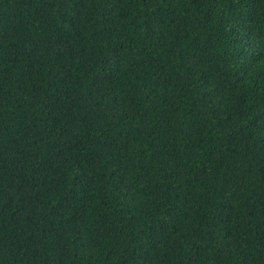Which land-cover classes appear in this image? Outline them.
Masks as SVG:
<instances>
[{
  "label": "trees",
  "instance_id": "trees-1",
  "mask_svg": "<svg viewBox=\"0 0 264 264\" xmlns=\"http://www.w3.org/2000/svg\"><path fill=\"white\" fill-rule=\"evenodd\" d=\"M0 264H264V0H0Z\"/></svg>",
  "mask_w": 264,
  "mask_h": 264
}]
</instances>
